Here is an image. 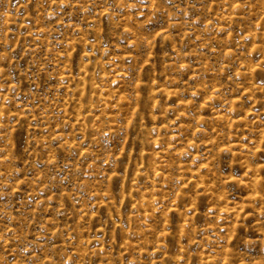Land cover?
<instances>
[{"label": "rangeland", "instance_id": "374dc122", "mask_svg": "<svg viewBox=\"0 0 264 264\" xmlns=\"http://www.w3.org/2000/svg\"><path fill=\"white\" fill-rule=\"evenodd\" d=\"M0 264H264V0H0Z\"/></svg>", "mask_w": 264, "mask_h": 264}]
</instances>
